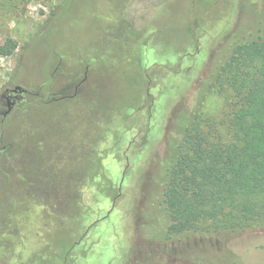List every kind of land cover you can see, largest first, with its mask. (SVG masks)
<instances>
[{"label": "rangeland", "instance_id": "rangeland-1", "mask_svg": "<svg viewBox=\"0 0 264 264\" xmlns=\"http://www.w3.org/2000/svg\"><path fill=\"white\" fill-rule=\"evenodd\" d=\"M263 2L0 0V45L16 44L0 93L27 90L0 115V264H264V226L167 239L164 215H140L170 112ZM204 107L227 139L223 96Z\"/></svg>", "mask_w": 264, "mask_h": 264}, {"label": "trees", "instance_id": "trees-1", "mask_svg": "<svg viewBox=\"0 0 264 264\" xmlns=\"http://www.w3.org/2000/svg\"><path fill=\"white\" fill-rule=\"evenodd\" d=\"M254 12L256 17L214 40L191 102L184 90L170 112L163 152L152 172L150 204L140 211L143 218L154 212L167 218L164 238L196 231L234 235L264 226V2ZM15 48L8 38L0 54ZM213 93L224 99L227 139L205 111V99ZM49 177L47 187L53 184L61 196L58 173Z\"/></svg>", "mask_w": 264, "mask_h": 264}, {"label": "flooded vegetation", "instance_id": "flooded-vegetation-1", "mask_svg": "<svg viewBox=\"0 0 264 264\" xmlns=\"http://www.w3.org/2000/svg\"><path fill=\"white\" fill-rule=\"evenodd\" d=\"M58 66H56L57 68ZM69 86H72L71 82L65 83L60 87V90H65ZM79 84H75L74 87L77 90ZM15 87V86H14ZM27 93V90L20 87L19 89H16L15 91L13 88H4L2 92L0 93V115L4 117L10 110L13 108V106L20 100V98L23 97V94ZM35 95H39V93H35ZM63 97V95L61 96ZM52 99H55V97L52 96ZM4 106V107H3ZM2 108V109H1Z\"/></svg>", "mask_w": 264, "mask_h": 264}, {"label": "water", "instance_id": "water-1", "mask_svg": "<svg viewBox=\"0 0 264 264\" xmlns=\"http://www.w3.org/2000/svg\"><path fill=\"white\" fill-rule=\"evenodd\" d=\"M20 88V86L19 85H16L14 88H13V90L15 91L16 89H19Z\"/></svg>", "mask_w": 264, "mask_h": 264}]
</instances>
